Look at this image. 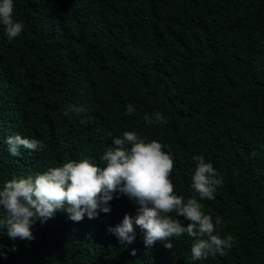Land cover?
<instances>
[{
	"label": "trees",
	"instance_id": "trees-1",
	"mask_svg": "<svg viewBox=\"0 0 264 264\" xmlns=\"http://www.w3.org/2000/svg\"><path fill=\"white\" fill-rule=\"evenodd\" d=\"M13 4L24 30L9 41L0 25V187L68 160L104 167V149L136 131L172 153L177 195H196L194 155L212 163L223 184L202 210L222 217L218 234L235 242L225 256L199 261L186 234L170 250L146 248L134 225V242L121 243L108 228L135 217L138 205L113 193L109 213L73 222L58 211L32 226L31 241L0 229V264H264V0ZM69 105L84 111L65 116ZM157 111L166 122L148 124ZM16 134L46 147L11 156L5 140Z\"/></svg>",
	"mask_w": 264,
	"mask_h": 264
},
{
	"label": "clouds",
	"instance_id": "clouds-1",
	"mask_svg": "<svg viewBox=\"0 0 264 264\" xmlns=\"http://www.w3.org/2000/svg\"><path fill=\"white\" fill-rule=\"evenodd\" d=\"M13 13V0H0V25L9 41L24 30V23L15 20ZM134 110L129 104L125 114L130 115ZM83 111V107L69 105L63 115ZM145 121L162 125L166 118L157 111L146 115ZM5 143L11 156H19L22 149L35 152L46 147L38 139L19 134L7 137ZM165 147L156 140L148 141L136 131H125L99 157L104 167L96 166L88 158L68 160L35 175H13L0 187V229L10 239L31 241L34 239L31 228L37 221L43 224L58 211L66 212L73 222H81L85 216L95 219L100 212H110L113 193H119L138 205L135 217L125 215L120 224L108 228L121 243L134 242L135 225L143 232L146 248L162 242L170 250L172 238L186 234L193 239L192 261L225 256L235 238L230 234L222 238L218 234L217 226L224 223L223 218L217 216L213 221L212 216L204 213L200 202L215 199L214 193L222 186L223 177L204 156L194 155L190 188L196 195L189 198L177 195L170 179L174 158ZM176 217L187 220V226ZM130 254L135 255V251Z\"/></svg>",
	"mask_w": 264,
	"mask_h": 264
}]
</instances>
